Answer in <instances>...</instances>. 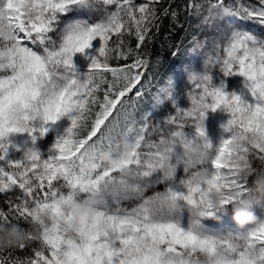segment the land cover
Instances as JSON below:
<instances>
[{
  "label": "snow or ice",
  "instance_id": "snow-or-ice-1",
  "mask_svg": "<svg viewBox=\"0 0 264 264\" xmlns=\"http://www.w3.org/2000/svg\"><path fill=\"white\" fill-rule=\"evenodd\" d=\"M161 3L0 0V264H264V0L208 4L155 119Z\"/></svg>",
  "mask_w": 264,
  "mask_h": 264
},
{
  "label": "trees",
  "instance_id": "trees-1",
  "mask_svg": "<svg viewBox=\"0 0 264 264\" xmlns=\"http://www.w3.org/2000/svg\"><path fill=\"white\" fill-rule=\"evenodd\" d=\"M191 2L193 0H162L158 6L160 11L159 30L153 29L151 39L146 42L142 53L151 62V68L148 72V76L151 78V86L145 92L140 104V111L149 112L154 90L165 80L174 67L183 65L187 50L192 47L194 38L198 36L199 30L194 25L195 20H197V13L193 10L189 14V11L186 10ZM194 2L200 5L202 0H194ZM226 3L234 4L235 0H226ZM169 6H171V11L176 12L175 17L171 14L168 16L163 14L164 9ZM131 43L134 48V38H132ZM177 51L179 55H174ZM136 118L139 119V113H137ZM0 208L6 210L2 198H0ZM24 228L28 231H34L31 225L25 224Z\"/></svg>",
  "mask_w": 264,
  "mask_h": 264
},
{
  "label": "rangeland",
  "instance_id": "rangeland-1",
  "mask_svg": "<svg viewBox=\"0 0 264 264\" xmlns=\"http://www.w3.org/2000/svg\"><path fill=\"white\" fill-rule=\"evenodd\" d=\"M138 2H143V0H138ZM210 2H215V0H202L200 5L202 6L200 14H197V20H195V27L199 30L198 36L194 38V42L191 48H189L185 54L184 63L182 66L174 67L166 76L165 80L159 84V86L154 90L155 94L159 88H162L166 85L168 79L171 77L174 81L177 79L178 76H183L184 83L187 81V75L185 72L186 68H192L193 70H199L203 66V53L201 52L200 48L201 45L207 44L208 48H211V41L213 39V33L211 28H205L202 24L203 17L207 15V7ZM247 2V0H245ZM181 87H183V83L181 84ZM182 101V106H187L188 100L186 94L184 96L179 97L178 102ZM153 100L150 104V113H155V119H162L160 116V113H164V115H167L169 112H173L171 105L168 104L165 105H159L158 107H153ZM155 139L159 138V134L157 133L154 136ZM257 166H259V161L255 162ZM180 175H183L182 168L179 172ZM159 190H163V186H157ZM134 206V202L132 201H123L122 207L131 208ZM259 210H257V215H259ZM235 221H233V224L235 225ZM238 226V225H237Z\"/></svg>",
  "mask_w": 264,
  "mask_h": 264
}]
</instances>
